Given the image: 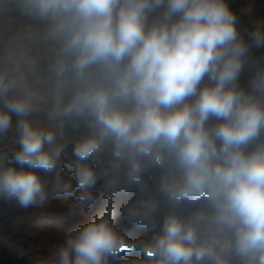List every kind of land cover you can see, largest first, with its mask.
Wrapping results in <instances>:
<instances>
[{
	"label": "clouds",
	"instance_id": "clouds-1",
	"mask_svg": "<svg viewBox=\"0 0 264 264\" xmlns=\"http://www.w3.org/2000/svg\"><path fill=\"white\" fill-rule=\"evenodd\" d=\"M22 7L54 45L53 124L34 125L42 98L9 95L17 83L0 75V139L16 141L0 150V198L27 209L73 194L74 182L85 210L98 186L109 205L48 264H114L133 251L143 258L121 264H264V57L252 54L264 24L245 39L227 0ZM121 192L135 197L120 216L149 235L129 239L113 222Z\"/></svg>",
	"mask_w": 264,
	"mask_h": 264
},
{
	"label": "rangeland",
	"instance_id": "rangeland-1",
	"mask_svg": "<svg viewBox=\"0 0 264 264\" xmlns=\"http://www.w3.org/2000/svg\"><path fill=\"white\" fill-rule=\"evenodd\" d=\"M255 2V11L250 15H244L241 11L234 12L238 17V28L245 39L257 23L264 24V0ZM252 54L257 58L264 57V49L253 48ZM251 74L252 71L246 68L241 76L242 85H247ZM50 126L51 123H48L45 127ZM66 135L69 139H75L79 133L66 130ZM14 145L16 141L12 133L9 134V139H0V150L12 149ZM70 154L71 144L63 156L64 166L61 171L66 178L72 177V169L67 164ZM149 180L151 182V177ZM73 187L74 192L71 195L50 197L43 204L27 209L20 208L14 201L0 198V264H48L56 258L58 248L69 234L97 214L102 215L109 206L98 186L96 204L85 210L76 200L74 182ZM134 197V193L121 192L111 203L113 222L118 228L129 233V239L147 236L151 231L130 225L120 216V208ZM133 258L143 257L133 251L121 256L114 264H121L122 261H130Z\"/></svg>",
	"mask_w": 264,
	"mask_h": 264
},
{
	"label": "crops",
	"instance_id": "crops-1",
	"mask_svg": "<svg viewBox=\"0 0 264 264\" xmlns=\"http://www.w3.org/2000/svg\"><path fill=\"white\" fill-rule=\"evenodd\" d=\"M255 1L227 0V3L233 12L250 15L255 11ZM45 27L43 22L23 11L22 0H0V75L17 83V88L9 95L31 90L42 98L29 117L40 127L53 124L49 118V91L55 52L54 45L44 37ZM16 119L12 117L13 125Z\"/></svg>",
	"mask_w": 264,
	"mask_h": 264
},
{
	"label": "trees",
	"instance_id": "trees-1",
	"mask_svg": "<svg viewBox=\"0 0 264 264\" xmlns=\"http://www.w3.org/2000/svg\"><path fill=\"white\" fill-rule=\"evenodd\" d=\"M15 146H16V145H14V147H15ZM14 147H13V148H14ZM10 162H11V161H10ZM132 239H133V238H132Z\"/></svg>",
	"mask_w": 264,
	"mask_h": 264
}]
</instances>
